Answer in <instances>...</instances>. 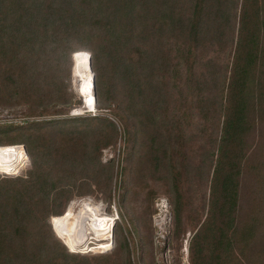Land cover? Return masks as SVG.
Segmentation results:
<instances>
[{
    "label": "trees",
    "instance_id": "obj_1",
    "mask_svg": "<svg viewBox=\"0 0 264 264\" xmlns=\"http://www.w3.org/2000/svg\"><path fill=\"white\" fill-rule=\"evenodd\" d=\"M74 53L89 54L104 82L98 108L127 141L157 145L162 169L169 139L200 140L194 168L187 153L166 164L176 239L188 224L194 232L190 264H264V0H0V99L49 117L0 127V146L24 144L30 159L23 176L0 178V264H135L125 222L98 254L70 251L52 227L92 186L111 202L114 165L101 152L117 126L71 113L83 103L71 89ZM138 236L139 260L156 264Z\"/></svg>",
    "mask_w": 264,
    "mask_h": 264
},
{
    "label": "rangeland",
    "instance_id": "obj_2",
    "mask_svg": "<svg viewBox=\"0 0 264 264\" xmlns=\"http://www.w3.org/2000/svg\"><path fill=\"white\" fill-rule=\"evenodd\" d=\"M83 55L87 56L86 54ZM89 70V80L92 82L93 78L94 81V98H96L94 101L95 105L92 108L94 110L91 109L92 111H90L83 107L84 100L85 103L87 101L82 94L83 79L76 76L73 73V68H71V89L77 94V98L83 102L81 106H75L73 111L77 110L78 112L79 110L80 112L82 110L83 114L90 113L93 115L101 113L103 115H107L114 120L117 126V136L115 143L103 149L101 152V161L106 162L108 160H112L114 165V177L111 187V202L110 204L107 202V195L104 191H100L97 189V187L94 188V186H92L94 193L84 197H72L64 204L63 210L61 209L59 212L64 211L65 209L67 210V206L72 204L73 215L79 214L82 210H91L96 212L100 219L109 218L111 224L112 222L115 223L116 221L121 224L125 222L128 226H130L131 230L130 241L134 249L132 258L135 264H142L139 260L141 253V249L138 247L139 234H146L149 240L147 249L151 250V252L153 250V258L156 264H190L189 241L194 232L190 229L191 224H188L186 226V232L181 236L180 239H176V237L179 236L174 232L173 208L170 202L171 193L169 180L167 177L166 164H168V159L172 158L173 156L175 158V162H177L181 160L182 157L187 153V161L190 164V167L194 168V164L199 157L197 150L199 144L201 143L200 140L196 137H192L187 142H182L181 145L180 143H177L175 139H169V147L166 149L165 156L162 157V167L165 171L163 176V169L161 168V165H157V161L155 160L153 153L157 145L155 146L151 140L149 142L143 143L140 138H136L132 142L127 141V133L124 130V126L120 121H118V119L113 118L112 115L109 114V108H105L104 106L98 108V103L101 104L107 102L103 99L104 82L95 80L91 63ZM91 94H93V91ZM88 105L90 106V104ZM26 110L27 107L24 105L6 103L1 100L0 120H8L10 124L20 126V124H27L30 121L49 118L47 116H29L25 114ZM189 113H191V118H189L190 125L187 135L191 136L192 133H196V123L198 122V119L193 109L190 110ZM185 123H187V121ZM2 126L4 125H1L0 127ZM169 129L167 128L168 136ZM171 133L173 136H175L177 132L172 130ZM170 140L172 142H170ZM19 145H22L27 158L23 165H20V172L18 175H8L7 177L12 178L16 176H23L30 166V159L25 145ZM163 153L164 148H162L161 155H163ZM16 172L17 171H14L13 173ZM199 180L200 178L192 179V198L193 205L195 207L198 206L197 202L199 201L200 196V192L198 191L196 184V181L199 182ZM56 209L57 207H53L51 210L53 211ZM190 210H192V214L194 216L199 217L201 214L199 211H197L196 214L193 207ZM51 216H53V214L50 215V217ZM131 219L134 221V223L131 222ZM59 220L61 221L60 217L53 219V227L55 229L56 235L63 240L60 234L56 232ZM198 226H200V224ZM73 230L74 235L75 233H78L77 238L81 240L82 244L77 252H81L83 254H98L111 251L112 247H114L113 236L112 246H108V248L101 249L96 252L94 247L97 246L98 242L100 241V234L98 232L95 233L91 231V234L88 235L89 239L87 240L85 237V231L80 225L74 226Z\"/></svg>",
    "mask_w": 264,
    "mask_h": 264
},
{
    "label": "bare ground",
    "instance_id": "obj_3",
    "mask_svg": "<svg viewBox=\"0 0 264 264\" xmlns=\"http://www.w3.org/2000/svg\"><path fill=\"white\" fill-rule=\"evenodd\" d=\"M75 56L76 55H74L73 73L83 79L82 94L87 100L86 103L84 100L83 107L86 108V104H91V102H93L94 107L95 98L94 95L91 94V92L94 90V84L93 79L92 82H90L88 77V73L90 71L88 60L85 58L75 59ZM82 112V110L80 112L79 110L78 112L76 110L73 111L72 114H78ZM26 158L27 156L22 145L0 146V165H4L5 167H7L10 174H12V171L10 172V170L23 165ZM12 166L14 167L12 168ZM72 208L73 205L71 204L67 207L66 212L60 217L61 224L59 234L63 238L66 246L69 249H71L72 251H77L82 246L81 240L77 238L78 233H75V235L73 233V227L76 225H80L84 229L86 235L85 237L87 238V240L89 239L88 235L91 234V231L95 233L98 232L100 234V241L98 242L97 246L94 247V250L96 252L101 249L108 248V246H112L113 242L111 233V221L109 218L100 219L97 213L91 210H82L79 214L73 215ZM50 223L52 224V219H50Z\"/></svg>",
    "mask_w": 264,
    "mask_h": 264
},
{
    "label": "built area",
    "instance_id": "obj_4",
    "mask_svg": "<svg viewBox=\"0 0 264 264\" xmlns=\"http://www.w3.org/2000/svg\"><path fill=\"white\" fill-rule=\"evenodd\" d=\"M92 110H94V109H92ZM7 124H10V122L8 120H0V126L1 125H7ZM13 167L14 166H12V168ZM11 171H12V174L9 173L7 167H5L4 165H0V178L4 177V176H8V175H18L20 172L19 167H15L14 169L10 170V172ZM14 171H17V172L13 173Z\"/></svg>",
    "mask_w": 264,
    "mask_h": 264
},
{
    "label": "water",
    "instance_id": "obj_5",
    "mask_svg": "<svg viewBox=\"0 0 264 264\" xmlns=\"http://www.w3.org/2000/svg\"><path fill=\"white\" fill-rule=\"evenodd\" d=\"M74 55H75V53L72 55V59H73V61H74ZM90 63H91V59H90V55L88 54V66H89V68H90ZM93 79V78H92ZM93 84H94V81H93ZM94 95V94H93ZM91 107H93V102H92V104H90V106L87 104V107H86V109H89V110H91L90 108ZM73 112V111H72ZM71 112V113H72ZM68 207V206H67ZM65 212V211H64ZM113 226H114V222H112V224H111V233L113 232ZM70 251H72L71 249H69Z\"/></svg>",
    "mask_w": 264,
    "mask_h": 264
},
{
    "label": "clouds",
    "instance_id": "obj_6",
    "mask_svg": "<svg viewBox=\"0 0 264 264\" xmlns=\"http://www.w3.org/2000/svg\"><path fill=\"white\" fill-rule=\"evenodd\" d=\"M91 108H93V107H91Z\"/></svg>",
    "mask_w": 264,
    "mask_h": 264
}]
</instances>
